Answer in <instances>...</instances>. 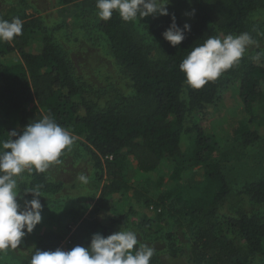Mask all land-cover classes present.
Returning a JSON list of instances; mask_svg holds the SVG:
<instances>
[{
    "label": "trees",
    "instance_id": "trees-1",
    "mask_svg": "<svg viewBox=\"0 0 264 264\" xmlns=\"http://www.w3.org/2000/svg\"><path fill=\"white\" fill-rule=\"evenodd\" d=\"M96 2L57 0V5L78 4L98 12ZM260 6L261 0H171L169 15L152 31L167 48L160 61L148 58L123 26L118 12L114 11L107 21L98 16L96 29L105 37L116 65L126 74L135 95L150 104V109L143 113L122 111L123 108L86 98L87 84L75 73L67 55L45 37L40 42L31 41L32 35L42 28L39 19L0 14V19L19 18L23 23L21 36L0 41V141L15 139L10 133L22 134L28 124L49 116L83 139L94 169L106 181L93 207L67 237L68 250L88 247L93 234L108 236L109 230L101 224L98 214L109 209L108 199L112 196L131 191L137 199H143L126 177V158L134 162L139 172H154L166 161L183 157L181 142L183 136H188L191 140L188 165H176L169 179L179 182L185 172L201 169L202 180L197 192L186 190L175 197L179 206L171 211L170 219L171 222L187 221V229L192 231V264H249L253 257L264 259V214L261 212L264 211V180L251 182L241 189L239 196L244 207L222 215L221 221L203 223L222 212L221 207L230 194L204 123L229 86L237 84L246 117L241 141L245 146L257 142L256 127L264 106V56L242 57L215 81L198 90L186 83L179 67L192 48L209 37L247 33L252 39L258 33L252 16ZM172 16L181 29L186 23L190 25L185 39L176 47L163 38ZM12 52L20 60L8 63L4 57ZM61 189L62 184L49 181L46 172H33L20 187L19 195L32 199L29 190L49 196ZM143 201L147 203L146 199ZM154 209L161 213L160 208ZM225 233L232 239H223ZM64 239L61 233L47 232L36 240L33 248L54 251ZM169 247L168 256L177 258L174 246ZM33 251H29L25 264H29Z\"/></svg>",
    "mask_w": 264,
    "mask_h": 264
},
{
    "label": "rangeland",
    "instance_id": "rangeland-1",
    "mask_svg": "<svg viewBox=\"0 0 264 264\" xmlns=\"http://www.w3.org/2000/svg\"><path fill=\"white\" fill-rule=\"evenodd\" d=\"M0 14L28 20L39 19L42 28L32 35L31 41L40 42L45 37L67 55L75 73L87 84L86 98L103 105L123 108L122 111L130 113H143L150 109L149 102L132 91L126 74L112 58L105 37L96 29L98 12L78 4L58 6L57 0H0ZM163 17L149 16L143 21L137 19L134 22L121 19L134 41L152 61H160L167 52L163 42L152 34ZM252 21L258 33L251 39L252 43L247 46L243 57L256 59L264 56V0H261V6L252 16ZM219 38L223 39L221 34ZM4 60L12 63L20 59L16 52H12ZM259 115L260 120L256 127L259 139L245 146L240 137L246 126V117L237 94V84L230 85L217 106L210 110V116L204 123L205 130L215 146V157L229 185L230 194L221 207L222 212L213 220L204 221V224L221 221L222 215L231 214L235 209L244 207L239 196L241 189L251 182L264 180V106ZM12 124L15 125L16 120ZM69 133L74 143L62 153L59 163H53L45 171L49 181L62 184L61 191L55 195L39 197L42 205L41 223L31 234L25 236L19 248L0 253V264H25L29 251L44 233H61L66 239L98 199L106 182L105 178L94 169L84 148L83 139ZM190 147V137L183 136V157L166 161L158 170L150 173L139 172L134 162L126 158V177L131 187L147 203L127 191L112 196L108 199L109 209L99 211V220L108 228V236L121 228L131 230L137 234L139 245L154 249L150 264H192V231L187 229L185 220L171 222L170 213L179 206L175 202L178 194L186 190L197 192L202 172L201 169L185 172L179 182H171L169 179L176 165H188ZM28 175L26 172L19 179V191ZM82 175L88 178L86 184L79 179ZM17 199L23 207L25 201L33 198ZM155 207L160 208L161 213L156 212ZM261 212L264 214V211ZM169 227L172 228L171 234L167 235ZM197 227L199 226L195 228ZM223 235V239H232L230 234ZM233 241L238 244V241ZM170 245L178 252L175 259L168 256ZM249 264H264V259L253 257Z\"/></svg>",
    "mask_w": 264,
    "mask_h": 264
},
{
    "label": "clouds",
    "instance_id": "clouds-1",
    "mask_svg": "<svg viewBox=\"0 0 264 264\" xmlns=\"http://www.w3.org/2000/svg\"><path fill=\"white\" fill-rule=\"evenodd\" d=\"M171 0H97L100 19L107 21L113 12H118L125 22L137 18L168 16ZM194 15V13H192ZM163 33V38L172 47L185 39L190 25L183 29L177 26L175 16ZM23 23L19 18L11 21L0 19V41H12L22 35ZM252 43L247 33L227 35L223 39L209 37L189 52L179 65L185 74L186 83L192 89H201L215 81L222 73L232 68L243 57ZM15 139L0 141V253L19 248L27 234L41 223L42 205L39 191L29 190L33 199L18 203L19 179L27 172L43 173L53 163H59L62 153L74 143L72 135L54 119L44 116L28 124L22 134L10 133ZM83 183L86 176H80ZM139 244L134 231L121 228L105 237L93 234L88 247L76 246L65 251L34 249L29 264H150L154 249Z\"/></svg>",
    "mask_w": 264,
    "mask_h": 264
},
{
    "label": "built area",
    "instance_id": "built-area-1",
    "mask_svg": "<svg viewBox=\"0 0 264 264\" xmlns=\"http://www.w3.org/2000/svg\"><path fill=\"white\" fill-rule=\"evenodd\" d=\"M108 159H111V157H107ZM158 212H159V210H158ZM70 243H69V240H68V238H66L64 241H63V243H62V245L63 246H65V247H62V245H61V249H63V250H65V251H67L66 249L68 248L67 246L69 245Z\"/></svg>",
    "mask_w": 264,
    "mask_h": 264
}]
</instances>
